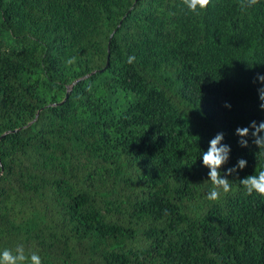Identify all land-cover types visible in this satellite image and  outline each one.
<instances>
[{"label": "trees", "instance_id": "16d2710c", "mask_svg": "<svg viewBox=\"0 0 264 264\" xmlns=\"http://www.w3.org/2000/svg\"><path fill=\"white\" fill-rule=\"evenodd\" d=\"M257 74L264 0L199 15L180 0H0V252L264 264V198L240 183L264 155L236 135L264 121ZM219 133L221 177L247 165L211 202L202 154Z\"/></svg>", "mask_w": 264, "mask_h": 264}, {"label": "clouds", "instance_id": "9594fccd", "mask_svg": "<svg viewBox=\"0 0 264 264\" xmlns=\"http://www.w3.org/2000/svg\"><path fill=\"white\" fill-rule=\"evenodd\" d=\"M260 0H239V6L242 10L258 5ZM180 4L190 13L199 15L207 10L211 4V0H180ZM135 60L134 56L128 57L127 62L132 64ZM75 58H71L67 63L72 64ZM256 81L264 85V74H257ZM259 100L261 101L259 107L264 110V87L258 89ZM225 107L230 108V104H225ZM250 129L252 131L250 132ZM264 121L257 124L252 121L249 127L237 128L236 135L241 139L239 144L242 147H247L248 141L245 137L251 135L253 143L258 147L259 155H264ZM224 134L219 133L210 141V147L202 154L203 166L209 169L208 177L211 182V189L207 195V199L211 202H216L221 198V195H226L231 191V184L227 176L236 173L237 170H243L247 161L243 158L237 161V164L227 169L225 176L222 178L220 169L229 160L230 146L222 144ZM248 195L256 194L264 198V170L259 171L257 174H252L240 181ZM0 264H42L41 256L36 252L26 253L23 245H18L14 250L4 249L0 252Z\"/></svg>", "mask_w": 264, "mask_h": 264}]
</instances>
